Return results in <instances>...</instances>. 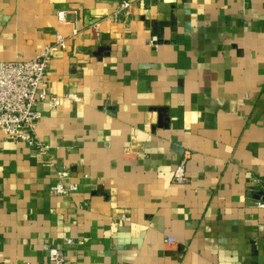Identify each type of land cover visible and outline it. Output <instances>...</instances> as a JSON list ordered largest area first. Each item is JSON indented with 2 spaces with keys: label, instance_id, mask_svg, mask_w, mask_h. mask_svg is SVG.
Wrapping results in <instances>:
<instances>
[{
  "label": "crops",
  "instance_id": "1",
  "mask_svg": "<svg viewBox=\"0 0 264 264\" xmlns=\"http://www.w3.org/2000/svg\"><path fill=\"white\" fill-rule=\"evenodd\" d=\"M75 28L48 148L0 134V264H264V0H0V60Z\"/></svg>",
  "mask_w": 264,
  "mask_h": 264
},
{
  "label": "built area",
  "instance_id": "2",
  "mask_svg": "<svg viewBox=\"0 0 264 264\" xmlns=\"http://www.w3.org/2000/svg\"><path fill=\"white\" fill-rule=\"evenodd\" d=\"M129 5L128 1H123L121 8H127ZM115 16L118 14L115 13ZM57 17L60 22L66 21L67 13L59 11ZM78 32L76 28L70 35L57 31L55 39L34 57L11 61L0 60V134L5 140L26 143L40 151L48 148L36 135L37 125L42 117L37 103L47 100L51 109L60 105L61 97L53 95L50 90L47 68L58 51L68 50L69 41L73 40ZM75 95L66 94L70 99H75ZM182 166L181 164L173 174L176 182L186 181ZM58 174L61 181L52 186L56 194L63 195L76 189L75 183L67 186L62 181V178L69 176L67 169L60 170ZM262 187L264 188V184ZM257 205L264 207L262 197L257 200ZM168 241L173 243L174 239L169 237ZM47 250L54 264L65 263V255L60 248L48 246Z\"/></svg>",
  "mask_w": 264,
  "mask_h": 264
},
{
  "label": "water",
  "instance_id": "3",
  "mask_svg": "<svg viewBox=\"0 0 264 264\" xmlns=\"http://www.w3.org/2000/svg\"><path fill=\"white\" fill-rule=\"evenodd\" d=\"M154 40H155V42H157V39H154ZM158 42L160 43V42H162V40L159 39Z\"/></svg>",
  "mask_w": 264,
  "mask_h": 264
}]
</instances>
